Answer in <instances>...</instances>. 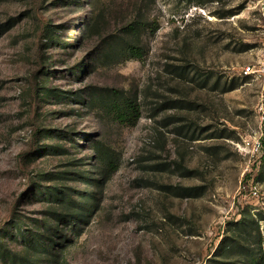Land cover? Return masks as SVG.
<instances>
[{"label":"rangeland","instance_id":"obj_1","mask_svg":"<svg viewBox=\"0 0 264 264\" xmlns=\"http://www.w3.org/2000/svg\"><path fill=\"white\" fill-rule=\"evenodd\" d=\"M262 12L257 0H0V31L12 25L0 32V253L39 231L16 264H210L245 216L264 249V85L243 72L264 57ZM132 19L146 21L145 55L107 62ZM108 88L137 101L135 125L91 104ZM96 141L113 150L111 174ZM185 186L204 193L178 196Z\"/></svg>","mask_w":264,"mask_h":264},{"label":"trees","instance_id":"obj_2","mask_svg":"<svg viewBox=\"0 0 264 264\" xmlns=\"http://www.w3.org/2000/svg\"><path fill=\"white\" fill-rule=\"evenodd\" d=\"M97 17L95 18V23L94 16L93 19H90L91 29L88 28L90 31L96 28ZM3 26L5 25H1V27ZM11 26L6 25L0 32L8 30ZM146 29V21L142 19L128 21L117 34L107 41L101 55L109 63H121L131 59L143 58L146 51L143 44H141V37ZM234 88L235 84H232L226 90ZM90 101L95 107L102 109L111 119L121 124L135 125L141 117L137 101L126 95L123 90L115 88L94 90L91 93ZM52 148L54 149V147ZM94 149L106 173L111 174L117 170L118 162L113 150L105 147L104 143L100 141L95 142ZM57 178L59 179V177ZM50 192L60 198L55 187H52ZM203 193L202 186H185L181 187V191L177 194L178 196L198 197ZM58 198L57 200H59ZM17 234L25 239L26 245L23 247L25 250L12 252L3 249L0 254L4 262L9 260L11 264H16L19 256L22 254L26 256L28 249L35 248L38 252L42 240L39 231L36 234L30 232L31 235H28L26 231H19ZM39 253L42 254L41 252ZM23 264H26V262ZM210 264H264L263 238L260 233L259 221L254 217L245 216L242 219L230 222L229 230L222 238L214 258L210 259Z\"/></svg>","mask_w":264,"mask_h":264},{"label":"built area","instance_id":"obj_3","mask_svg":"<svg viewBox=\"0 0 264 264\" xmlns=\"http://www.w3.org/2000/svg\"><path fill=\"white\" fill-rule=\"evenodd\" d=\"M261 6L262 14L264 16V0H257ZM245 76H251L263 82L264 85V57L259 61L258 65L249 64L244 67ZM258 114L260 116L261 123H264V93H262L261 100L258 105ZM257 147L261 146L260 141H257ZM252 193L258 195V189L253 188Z\"/></svg>","mask_w":264,"mask_h":264}]
</instances>
